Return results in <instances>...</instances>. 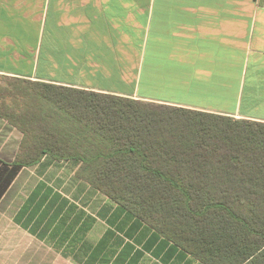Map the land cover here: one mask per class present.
I'll use <instances>...</instances> for the list:
<instances>
[{
	"label": "crops",
	"instance_id": "0c3cea01",
	"mask_svg": "<svg viewBox=\"0 0 264 264\" xmlns=\"http://www.w3.org/2000/svg\"><path fill=\"white\" fill-rule=\"evenodd\" d=\"M0 75L264 122V0H0ZM22 132L0 117V162ZM45 156L0 201V264H204Z\"/></svg>",
	"mask_w": 264,
	"mask_h": 264
},
{
	"label": "trees",
	"instance_id": "16d2710c",
	"mask_svg": "<svg viewBox=\"0 0 264 264\" xmlns=\"http://www.w3.org/2000/svg\"><path fill=\"white\" fill-rule=\"evenodd\" d=\"M22 132L0 201L45 156L204 264H264V122L0 75Z\"/></svg>",
	"mask_w": 264,
	"mask_h": 264
},
{
	"label": "rangeland",
	"instance_id": "374dc122",
	"mask_svg": "<svg viewBox=\"0 0 264 264\" xmlns=\"http://www.w3.org/2000/svg\"><path fill=\"white\" fill-rule=\"evenodd\" d=\"M3 81H2V79L0 78V84L2 83ZM1 163V162H0ZM5 163H7V162H5ZM4 264H13L12 262H10V261H6Z\"/></svg>",
	"mask_w": 264,
	"mask_h": 264
}]
</instances>
